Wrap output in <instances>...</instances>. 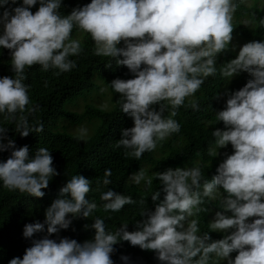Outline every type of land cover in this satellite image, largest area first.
Here are the masks:
<instances>
[{"label":"clouds","instance_id":"9594fccd","mask_svg":"<svg viewBox=\"0 0 264 264\" xmlns=\"http://www.w3.org/2000/svg\"><path fill=\"white\" fill-rule=\"evenodd\" d=\"M8 3L0 0V48L10 50L15 76L0 78V113H6L7 120H16V114L29 104L28 86L23 82L26 68L40 65L44 70L54 67L67 72L75 67L69 57L81 51L80 42L71 40L76 26L91 35L97 55L116 59L134 74L132 79H114L111 86L121 96V110L134 124L122 130L116 146L130 149L137 159L154 150L158 140L180 129L177 121L163 117L162 108L157 111L153 106L168 101L175 109L197 92L203 84L200 77L215 74L216 56L228 48L234 29L232 0H91L67 16L59 12L61 0H22L14 8L5 7ZM37 3L33 13L30 8ZM121 42L124 46L118 47ZM241 71L253 79L229 95L224 109L217 112L226 130L212 132L217 147L231 144L233 153L218 165L216 175L204 180L202 193L198 167L170 168L155 173L162 187L151 199L156 202L161 191L164 197L154 211H142L143 218L135 223L137 230L129 232L123 224L116 232H108L104 220L96 218L91 240L50 239L69 227V216L88 218L97 208L87 199L90 180L73 175L60 188V198L45 209L44 223L24 225L26 239L44 231L45 224L47 235L33 239L23 257L12 258L8 264H114L113 246L120 240L154 251L162 264H209L210 254L227 264H264V41L241 46L226 75ZM175 115L173 111L171 116ZM42 130V124L35 128ZM31 131L27 117L20 115L17 132L26 137ZM6 133L7 129L0 127V152L11 150L9 158L0 162V181L10 190L43 197L42 189L59 174L50 151L40 147L30 157L28 146L17 148ZM110 175L111 171L105 170L104 185L111 183ZM132 178L139 184L145 174L138 171ZM146 183L150 186L152 179ZM221 188L227 195L211 228L231 231L209 242L208 232L198 235L197 220L188 218L201 211L203 197H212ZM101 200L104 209L111 211L134 203L130 196L112 190L102 193ZM233 252L237 253L234 259L230 257ZM121 259L127 261L128 257Z\"/></svg>","mask_w":264,"mask_h":264},{"label":"trees","instance_id":"16d2710c","mask_svg":"<svg viewBox=\"0 0 264 264\" xmlns=\"http://www.w3.org/2000/svg\"><path fill=\"white\" fill-rule=\"evenodd\" d=\"M259 1L254 0L252 4L246 5L245 0H232L235 5L231 21L234 28L232 35L246 43L264 41V9L259 6ZM90 2L91 0H61L59 12L62 16H67L74 8ZM21 4L22 0H16L15 4L9 0L5 7L14 8ZM38 7L39 3L32 6L30 11L35 13ZM242 19H247L249 25ZM77 28L74 26L71 40ZM2 31L0 26V34ZM117 46L123 47L124 44L121 42ZM80 47L78 55L69 57L75 63L70 71L61 72L54 67L44 70L40 65L26 68V79L23 82L28 86L29 104L23 113L16 114V120H7V114L0 113V127L7 129L6 135L14 141L16 147L27 145L30 157L37 148H47L53 159V167L59 173L50 180L46 189H42L44 196L41 198L10 190L0 181V264H8L15 257L22 258L33 239L47 235L45 224L44 231L26 239L23 237L24 225L44 223L45 209L60 198V188L73 175L90 180L91 191L87 194V199L95 202L97 208L88 218L69 216V227L49 238L59 241L66 237L82 243L93 239L95 230L91 225L96 218L104 220L108 232H116L123 224H127L126 230L129 232L137 230L135 223L143 218L142 211L145 208L147 211H154L156 204L164 197L161 191L156 202L151 199L153 192L162 187L160 181L155 179V173L177 167H198L202 173L199 189L202 193L204 180H210L216 175L218 165L233 153L231 144L218 148L212 136L216 129L226 130L224 123L218 120L217 112L224 109L229 95L241 89L253 77L243 71L231 77L226 75L228 64L238 55L229 45L216 56L215 74L201 76L203 84L197 92L185 98L182 106L174 109L168 101L153 106L157 111L162 108L163 117H171L177 121L180 129L165 139L158 140L156 148L144 152L139 159L130 155V149L116 146L121 139L122 130L131 128L134 124L131 116L121 110V96L111 86L114 79H132L134 74L127 67L118 65L116 59L97 55L96 44L91 36L80 41ZM5 76L13 78L15 73L11 66L10 50L0 48V78ZM100 92L109 94L108 109L96 105L94 98L90 97ZM79 100L84 102L81 111L74 109ZM193 103L198 107L193 108ZM69 104L71 105L68 106ZM31 109L35 110L30 111ZM173 111L176 112L175 116H171ZM20 115L27 117L29 128L32 129L26 137L17 132ZM40 124L43 125V130L35 131ZM81 126L88 127L91 133L83 135L72 131ZM216 151L217 155L214 156ZM10 152L11 150L0 152V162L7 160ZM146 165L152 166L153 172L137 184L132 176L138 171L146 173ZM105 170L111 171V175L107 177L111 181L108 185L103 184ZM149 178L152 179L150 186L146 183ZM107 190L130 196L134 203L125 205L120 211L105 210V201L101 200V195ZM226 195L221 188L212 197H203V203L199 206L201 211L188 218L197 220L198 235L208 232L211 237L209 242L230 234L231 230L225 233L211 228L216 212L222 211V201ZM142 199L145 200L144 204L140 203ZM185 223L187 226V222ZM113 247L115 251L111 259L114 264H162L154 251L142 250L128 241L120 240ZM236 255L233 252L230 257L234 259ZM122 256L128 257L127 261L122 260ZM220 261H223L221 257L210 254L209 264H227Z\"/></svg>","mask_w":264,"mask_h":264},{"label":"rangeland","instance_id":"374dc122","mask_svg":"<svg viewBox=\"0 0 264 264\" xmlns=\"http://www.w3.org/2000/svg\"><path fill=\"white\" fill-rule=\"evenodd\" d=\"M253 1H254V0H245V4H246V5H250V4L253 3ZM258 4H259V6H260L261 8L264 9V0H260V1L258 2ZM242 20H243V22H244L245 24L249 25L250 22H249L247 19H242ZM89 36H91L89 33L83 31L82 29L77 28V30L75 31V33H74V35H73V37H72V40H78V41L80 42V41H82L85 37H89ZM245 43H246V42H244L242 39L237 38V37H235V36L232 35V40H231L229 46L233 49V51H234L235 53H238L239 50H240V47L243 46ZM102 91L105 92V89H102ZM90 95H91V94H90ZM90 97L94 98V102H95L96 105L102 106V107L105 108V109H108V108H109V106H110V102H109V94L100 92V93L97 94L96 96L92 95V96H90ZM90 97H89V98H90ZM83 103H84V102H83L82 100H79V101H78V105H77L74 109H76V110H78V111H81V110L83 109ZM70 105H71V104H69L68 106H70ZM56 130H58V126L56 127ZM82 130H83V131H82ZM72 131H73V132H74V131H77V132H79V133H81V134H83V135H88V134L91 133V131L89 130L88 127H82V126L79 127L78 129H72ZM152 168H153V167H152V166H149V165H146V166H145V168H144L145 171H146V173L144 172V174H145V178H148L149 175L152 174V172H153V169H152Z\"/></svg>","mask_w":264,"mask_h":264}]
</instances>
